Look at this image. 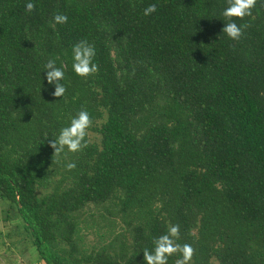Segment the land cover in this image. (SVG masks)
<instances>
[{
  "label": "trees",
  "instance_id": "16d2710c",
  "mask_svg": "<svg viewBox=\"0 0 264 264\" xmlns=\"http://www.w3.org/2000/svg\"><path fill=\"white\" fill-rule=\"evenodd\" d=\"M27 2L0 0V200L39 261L144 264L179 224L191 264H264V0L234 18L249 25L239 41L221 31L226 0ZM81 40L99 66L86 78L72 69ZM50 59L65 72L61 98ZM82 108L88 147L53 155L49 142ZM90 222L113 235L89 245Z\"/></svg>",
  "mask_w": 264,
  "mask_h": 264
},
{
  "label": "clouds",
  "instance_id": "9594fccd",
  "mask_svg": "<svg viewBox=\"0 0 264 264\" xmlns=\"http://www.w3.org/2000/svg\"><path fill=\"white\" fill-rule=\"evenodd\" d=\"M226 7L222 10L221 15L224 18L225 25L222 28L229 39L239 41L244 35L248 24H237L234 18L243 20L246 16H252V10L257 5V0H226ZM26 11H34L35 4L28 0L25 7ZM157 11L155 4H150L144 9V15L149 16ZM55 24H65L68 22V16L63 13H55L53 16ZM73 64L72 69L77 76L89 77L99 72V66L93 63L96 56L94 45L87 40H81L72 47ZM46 71V80L48 84L54 85L52 95L61 98L65 95L67 89L62 83L65 72L62 67L56 66L55 60H48L44 64ZM92 117L87 109L82 108L75 116L70 119V123L61 128L58 136L52 139L50 147L54 150L55 156L68 152L77 153L88 147L86 136L88 129L92 126ZM76 168L75 162L66 164V169L71 171ZM180 239V225L169 224L164 234L154 238V247L150 250L145 248L143 252L144 264H168L169 257L179 254L175 264H191L195 255V248L190 243H178Z\"/></svg>",
  "mask_w": 264,
  "mask_h": 264
},
{
  "label": "rangeland",
  "instance_id": "374dc122",
  "mask_svg": "<svg viewBox=\"0 0 264 264\" xmlns=\"http://www.w3.org/2000/svg\"><path fill=\"white\" fill-rule=\"evenodd\" d=\"M89 134L97 138L95 133L89 132ZM114 225H116L115 231H120V223ZM82 227L86 236L85 241L89 245L100 246L109 240L107 234L113 235V231L108 227L99 229L92 222L82 224ZM105 233L106 235L102 237ZM0 264H44L39 261L31 237L23 229L17 208L5 200H0ZM212 264L220 263L213 261Z\"/></svg>",
  "mask_w": 264,
  "mask_h": 264
}]
</instances>
